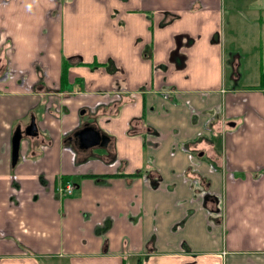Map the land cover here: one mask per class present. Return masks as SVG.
I'll return each mask as SVG.
<instances>
[{"label":"crops","instance_id":"obj_1","mask_svg":"<svg viewBox=\"0 0 264 264\" xmlns=\"http://www.w3.org/2000/svg\"><path fill=\"white\" fill-rule=\"evenodd\" d=\"M238 17L257 33L264 0H0V264H264ZM87 122L106 146L69 138Z\"/></svg>","mask_w":264,"mask_h":264},{"label":"rangeland","instance_id":"obj_2","mask_svg":"<svg viewBox=\"0 0 264 264\" xmlns=\"http://www.w3.org/2000/svg\"><path fill=\"white\" fill-rule=\"evenodd\" d=\"M228 23V20H226ZM257 33H253V19L251 21L240 19L233 21L234 26H225V51L240 53L243 57L239 72L240 85H253V90L259 89L261 73H264V19ZM31 116L29 117V122Z\"/></svg>","mask_w":264,"mask_h":264},{"label":"water","instance_id":"obj_3","mask_svg":"<svg viewBox=\"0 0 264 264\" xmlns=\"http://www.w3.org/2000/svg\"><path fill=\"white\" fill-rule=\"evenodd\" d=\"M37 127L35 120L31 117L29 124L21 129L18 125L12 133L10 144H11V166H14L18 159V151L20 142L23 137H36ZM72 136L79 142L80 149H86L93 146H106L109 138L103 134H100L98 130L92 127L90 124H84L82 128L75 131Z\"/></svg>","mask_w":264,"mask_h":264},{"label":"built area","instance_id":"obj_4","mask_svg":"<svg viewBox=\"0 0 264 264\" xmlns=\"http://www.w3.org/2000/svg\"><path fill=\"white\" fill-rule=\"evenodd\" d=\"M74 184L72 182H59V185H57L56 192L60 196H70L74 191Z\"/></svg>","mask_w":264,"mask_h":264},{"label":"trees","instance_id":"obj_5","mask_svg":"<svg viewBox=\"0 0 264 264\" xmlns=\"http://www.w3.org/2000/svg\"><path fill=\"white\" fill-rule=\"evenodd\" d=\"M214 41V40H213ZM192 41L190 40L189 41V44L191 43ZM80 63V62H79ZM259 88H261V89H263V87H264V73H261V75H260V81H259ZM133 121V120H132ZM131 121V124H130V126H129V132H132L133 130H134V126H133V122Z\"/></svg>","mask_w":264,"mask_h":264},{"label":"flooded vegetation","instance_id":"obj_6","mask_svg":"<svg viewBox=\"0 0 264 264\" xmlns=\"http://www.w3.org/2000/svg\"><path fill=\"white\" fill-rule=\"evenodd\" d=\"M188 42H189V41H188ZM28 124H29V122H28ZM28 124H27V125H28ZM85 124H90V123L87 122V123H85ZM27 125H26V126H27ZM26 126H25V127H26ZM20 127H21V126H20ZM25 127H24V128H25ZM24 128H21V129H24ZM72 137H73V136H70L69 138L71 139ZM26 138H27V137H26ZM73 138H74V137H73ZM75 139H76V138H75ZM87 149H89V148H86V149H83V150H87Z\"/></svg>","mask_w":264,"mask_h":264}]
</instances>
